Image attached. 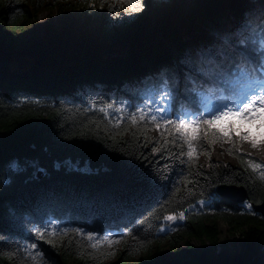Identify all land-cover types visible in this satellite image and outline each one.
<instances>
[{"label":"trees","instance_id":"trees-1","mask_svg":"<svg viewBox=\"0 0 264 264\" xmlns=\"http://www.w3.org/2000/svg\"><path fill=\"white\" fill-rule=\"evenodd\" d=\"M66 1L0 0V180L9 183L0 184V264H39L21 255L28 229L56 218L61 228L84 226L101 236L131 230L138 238L92 249L86 237L57 231L53 244L38 245L47 264H264V216L217 194L221 185H238L249 193L247 203L263 202L264 161L236 150V166L215 160L208 128L196 129L199 154L182 166L171 155L180 147L171 143L174 130L159 129L153 139L151 123L133 124L128 114L117 124L115 116L121 102L132 112L152 93L163 66L183 69L187 52L229 26L240 0H141L140 12L132 11L135 0H123L124 8L111 4L103 13L96 35L78 29ZM253 2L258 14L262 6ZM49 6L58 11L57 26L48 22L44 36L30 42L17 33ZM109 48L117 52L105 55ZM192 99L181 88L177 108ZM144 169L169 178L145 182ZM201 201L211 202L204 212L159 234L167 215ZM220 225L234 236V253H216ZM165 243L173 256L163 252Z\"/></svg>","mask_w":264,"mask_h":264},{"label":"snow or ice","instance_id":"snow-or-ice-1","mask_svg":"<svg viewBox=\"0 0 264 264\" xmlns=\"http://www.w3.org/2000/svg\"><path fill=\"white\" fill-rule=\"evenodd\" d=\"M240 2L242 6L229 21L227 28L218 31L214 39L210 38L208 45L192 49L185 54L183 69L172 65L163 66L158 86L128 115V119L133 124L151 123L157 129L174 130L176 137L171 143L173 146L179 143L180 147L178 152L171 155L182 166H187L199 154L197 141L200 133L196 129L200 132L206 131L218 121L236 115H250L252 112H257L264 116V0H259L262 7L258 14L253 0H240ZM90 6L95 7V4ZM145 6L141 0H135L132 11L140 12ZM233 80L243 81L244 84L239 89H218L222 93H227L228 97L219 107H214L210 111L201 107L197 97L201 90H205L206 85L228 84ZM181 88L186 93H190L193 99L191 103L182 104L177 108L176 101L181 95ZM107 107L112 108L113 105ZM125 107H133V105H125L121 102L116 108V113H121ZM99 110L105 111L104 108ZM123 119L122 115L119 116L116 123H122ZM242 139H248V137L244 136ZM252 144L255 147L256 141L253 140ZM152 151L156 152L157 149L153 148ZM249 163L253 164L254 168L261 167L251 160ZM259 174L264 178V171ZM0 176H4V173L0 172ZM168 178L166 175L148 169H144L142 176V179L148 183ZM0 184H3L5 188L9 187V183L2 180ZM215 195L216 193H209L210 198ZM200 203L203 204L205 201ZM247 207L250 209L252 205L248 204ZM183 217L184 212H180L169 214L165 219L174 222ZM56 219L40 221L28 229L29 234L26 238L30 242L22 246V257L27 256L32 261H38L39 264H47L45 253L38 245L41 240L53 244L50 237L55 236L57 231L62 234L71 231L86 237L92 249H96L102 242H106L109 246L118 244L126 236L138 238L131 230L105 232L101 236L98 230L86 229L84 226L61 228L56 223ZM61 223L64 222L61 221ZM20 247L17 245V251Z\"/></svg>","mask_w":264,"mask_h":264},{"label":"rangeland","instance_id":"rangeland-1","mask_svg":"<svg viewBox=\"0 0 264 264\" xmlns=\"http://www.w3.org/2000/svg\"><path fill=\"white\" fill-rule=\"evenodd\" d=\"M170 2L171 5H173L174 2L179 1L169 0L168 2L163 3V6L170 5ZM66 3L72 5V14L74 15L75 19L77 18V22L80 23L78 25V29L80 27H84L83 29H87L93 35L99 33L100 30L98 28V24L103 18V13L109 8L111 4H119L122 8L125 7V3L123 0H67ZM92 4H95V7H91L90 5ZM101 5H103V7H101ZM58 19V11L52 6L46 7L36 15H33L28 22L24 21V23H20L17 27V33L21 34L28 42H30L36 36H44L45 25L48 22H50L54 26H57ZM137 23H135L134 25H136ZM119 48L122 49L121 47ZM123 49V55L127 56L128 50L125 48ZM111 50H114V53L117 52V50L115 49L111 48ZM130 63H133V65L139 64V59H137L136 61H131ZM197 100L201 102L202 108H207V110L209 111L211 110L210 108L213 109L215 103H217V105L222 103V101H220V98L214 99L213 97H210L205 93H200L199 97H197ZM130 112L131 111L128 109V107H125L121 113H116L115 116L116 118H118L122 115L125 118L126 115H128ZM231 121L232 125H229L230 127H226V123H230ZM210 128L212 129L213 139L215 140L213 149V158L215 160L236 166L238 162L230 155L231 151L236 150L238 153L251 155L261 161H264V150L254 151L253 149H248L245 146L246 139H242V137L244 136L249 137V134H243L245 130L256 129V131H259L264 129V116H262L261 113L252 112L250 115H236L228 117L223 121H218L217 124L211 126ZM151 136L153 137V139H158V137L160 136V130L157 128L153 129L151 132ZM201 161L202 163H204L203 159H201ZM68 165L72 164L68 163ZM209 203L211 202L205 201V203L203 204L199 202L197 205L190 207L188 210L184 211V217L177 221L173 222L167 221L165 219L159 234L166 235L175 232L180 226L185 223L186 218L189 214L193 212H204L206 205ZM248 204L249 203L246 202L240 204V206L242 209L248 208ZM220 226L222 228V235L220 239L222 247L225 251L233 252L234 247L231 246V235H228V233H226L227 228L225 225ZM191 241L196 247L202 246L200 241H197L195 239H192ZM162 249L166 255L173 256V253L169 251L166 243L163 245Z\"/></svg>","mask_w":264,"mask_h":264},{"label":"water","instance_id":"water-1","mask_svg":"<svg viewBox=\"0 0 264 264\" xmlns=\"http://www.w3.org/2000/svg\"><path fill=\"white\" fill-rule=\"evenodd\" d=\"M111 48L105 50V54L114 53ZM217 194L225 199H228L236 204L250 202L249 193L243 186L238 185H221L217 188ZM252 209L264 216V201L261 203H251Z\"/></svg>","mask_w":264,"mask_h":264},{"label":"bare ground","instance_id":"bare-ground-1","mask_svg":"<svg viewBox=\"0 0 264 264\" xmlns=\"http://www.w3.org/2000/svg\"><path fill=\"white\" fill-rule=\"evenodd\" d=\"M224 88H227V85ZM223 94L224 93H222V96H223ZM220 101H223V98H220ZM219 106H220V104L217 105V103H215L213 108L219 107ZM210 109L212 110V108H210ZM243 134H246V135L249 134V137H248V139H246V142H245L246 148L253 149L254 151L264 150V129L259 130V131H256V129H253V130L248 129V130H245ZM253 140L256 141L255 147H253V144H252ZM230 238L232 239L231 240V246L233 247L234 236H230ZM221 252L234 253L235 250L233 252L225 251L222 247L221 240H220V242L218 243V245L216 247V253L219 254Z\"/></svg>","mask_w":264,"mask_h":264}]
</instances>
